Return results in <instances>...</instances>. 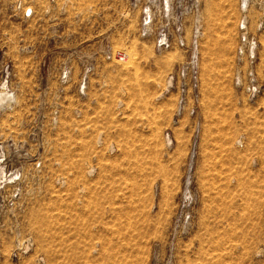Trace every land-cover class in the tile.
<instances>
[{
  "label": "rangeland",
  "instance_id": "obj_1",
  "mask_svg": "<svg viewBox=\"0 0 264 264\" xmlns=\"http://www.w3.org/2000/svg\"><path fill=\"white\" fill-rule=\"evenodd\" d=\"M259 3L251 95L235 79L240 0H0V142L27 154L13 204L0 187V264H264ZM179 22L187 43L198 30L200 77L182 115L166 79L185 52L153 42Z\"/></svg>",
  "mask_w": 264,
  "mask_h": 264
},
{
  "label": "built area",
  "instance_id": "obj_2",
  "mask_svg": "<svg viewBox=\"0 0 264 264\" xmlns=\"http://www.w3.org/2000/svg\"><path fill=\"white\" fill-rule=\"evenodd\" d=\"M259 4L264 13V0H260ZM16 6V9H19L22 16L25 18L33 14V8L28 4H22L21 1H17ZM239 6L241 14L237 23V59L242 61V65H239V67L235 69V79L237 84H240L247 93L252 95L258 91L254 72L257 39L248 28L245 13L247 0H240ZM151 20L149 13L143 11L140 21L142 34H145L149 30ZM182 31L183 27L180 22L177 23L172 31H169L167 25L164 24L157 31L153 40L156 49H168L175 44L185 52L184 59L169 71L166 79L169 91L176 95V115H182L184 111H188L192 114L200 98L198 30H194L188 43L182 36ZM105 58L123 61L125 56L120 51H116L114 55L112 53L105 55ZM243 66H245V68H243ZM90 70L91 68L87 66L82 71L77 85L79 95H86L88 88V73ZM240 70L244 74V79L241 82L239 80ZM65 78L66 72H63L60 75V79L64 80ZM98 138L103 139L102 134H99ZM6 145V143L0 142V187L2 189L10 188L7 195V202L13 204L16 201L15 197L19 194L20 187L24 181L27 154L21 147L14 148L13 153L16 159L12 161L11 151ZM38 165V162H36L35 166L37 167Z\"/></svg>",
  "mask_w": 264,
  "mask_h": 264
},
{
  "label": "bare ground",
  "instance_id": "obj_3",
  "mask_svg": "<svg viewBox=\"0 0 264 264\" xmlns=\"http://www.w3.org/2000/svg\"><path fill=\"white\" fill-rule=\"evenodd\" d=\"M15 17H16V16H15ZM187 41H188V40H187ZM4 94H6V93L1 92V93H0V98L4 97ZM164 139H165V144H166V145H169V144H170V138H169L168 134H165V135H164Z\"/></svg>",
  "mask_w": 264,
  "mask_h": 264
}]
</instances>
